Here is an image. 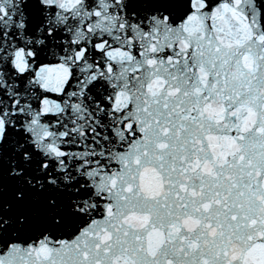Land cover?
<instances>
[{
  "label": "snow or ice",
  "instance_id": "1",
  "mask_svg": "<svg viewBox=\"0 0 264 264\" xmlns=\"http://www.w3.org/2000/svg\"><path fill=\"white\" fill-rule=\"evenodd\" d=\"M0 264H264V0H0Z\"/></svg>",
  "mask_w": 264,
  "mask_h": 264
}]
</instances>
